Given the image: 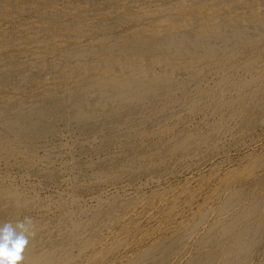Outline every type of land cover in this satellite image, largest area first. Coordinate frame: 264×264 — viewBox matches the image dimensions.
<instances>
[{
    "label": "bare ground",
    "instance_id": "bare-ground-1",
    "mask_svg": "<svg viewBox=\"0 0 264 264\" xmlns=\"http://www.w3.org/2000/svg\"><path fill=\"white\" fill-rule=\"evenodd\" d=\"M21 264H264V0H0V224Z\"/></svg>",
    "mask_w": 264,
    "mask_h": 264
},
{
    "label": "clouds",
    "instance_id": "clouds-1",
    "mask_svg": "<svg viewBox=\"0 0 264 264\" xmlns=\"http://www.w3.org/2000/svg\"><path fill=\"white\" fill-rule=\"evenodd\" d=\"M35 236L32 218L0 224V264H21L30 239Z\"/></svg>",
    "mask_w": 264,
    "mask_h": 264
}]
</instances>
